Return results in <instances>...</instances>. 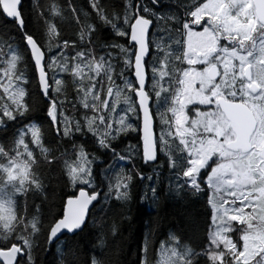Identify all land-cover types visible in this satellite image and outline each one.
<instances>
[{
  "label": "snow or ice",
  "instance_id": "obj_1",
  "mask_svg": "<svg viewBox=\"0 0 264 264\" xmlns=\"http://www.w3.org/2000/svg\"><path fill=\"white\" fill-rule=\"evenodd\" d=\"M87 2L68 0V37L41 6L0 0L15 30L0 31V131L12 137L0 144V264H44L53 249L58 264H105L66 242L97 227L98 204L130 200L134 181L143 200L164 180L206 198V243L169 233L155 248L150 229L135 264H264V0ZM40 163L74 189L62 212L45 206Z\"/></svg>",
  "mask_w": 264,
  "mask_h": 264
},
{
  "label": "trees",
  "instance_id": "obj_2",
  "mask_svg": "<svg viewBox=\"0 0 264 264\" xmlns=\"http://www.w3.org/2000/svg\"><path fill=\"white\" fill-rule=\"evenodd\" d=\"M175 3L176 0H173ZM183 3H192L193 0H182ZM41 7L37 11H48L52 17L51 23L56 24L62 35L72 37L75 33V22L72 14L67 10L68 0H25V7L31 9L33 4ZM72 3L82 11L88 10L87 0H72ZM58 6L63 10L65 15L63 18L56 16L50 9L52 6ZM44 24L42 20H34L30 25L33 31L43 30ZM0 31H15L9 23H4V18L0 17ZM107 29L99 32V42H103L104 37L108 34ZM19 39V37H17ZM2 91V90H0ZM156 110L153 104V111ZM163 110V107L162 109ZM35 115H38L36 113ZM135 120V117H133ZM156 133L161 130V122L159 113L155 118ZM135 126V125H134ZM131 144H135L136 132L131 133ZM12 139L11 132L5 133L0 131V144L8 142ZM51 136L45 138V146ZM36 155L39 156V149ZM42 161L43 157L39 156ZM143 162L136 160L135 168L140 169ZM131 165L127 161L121 162L118 167H114L110 173L109 179L104 182V190L107 191V184L111 182L115 184L116 178L120 172L125 174L129 171ZM145 175L151 174V169H144ZM42 176L45 186V197L47 198L46 207L56 205L53 210L62 212V204L69 197L74 189L64 187L63 180L58 182L59 171L49 167L46 163H40L39 170L36 173ZM168 173H164L167 176ZM145 184L148 182L145 181ZM157 195L152 198L151 192H148L147 198L141 200V196L145 193V188L138 181H134V186L130 190L131 199L127 202L116 200L112 197L107 202L98 204L93 210L97 227L92 228L91 232H85L81 236L70 239L66 242L73 248L78 250L81 258L96 255L98 259H102L105 264H135L139 250L143 244L144 237L149 234L151 229V246L158 248L159 243L164 241L169 233H175L180 236L182 241L195 251H201V245L206 243L207 232L209 229V213L210 209L206 203V198H195L187 192H181L177 195L175 184L170 186L167 180L156 185ZM76 194L78 190H75ZM32 203V197H29V204ZM35 203H40V198L35 199ZM117 226V232L113 235L110 231L111 225ZM159 225V227H157ZM102 226V227H101ZM103 239L101 245L100 240ZM65 243V241H62ZM53 254H42L44 264H58V257ZM70 258V257H66Z\"/></svg>",
  "mask_w": 264,
  "mask_h": 264
},
{
  "label": "water",
  "instance_id": "obj_3",
  "mask_svg": "<svg viewBox=\"0 0 264 264\" xmlns=\"http://www.w3.org/2000/svg\"><path fill=\"white\" fill-rule=\"evenodd\" d=\"M155 124H156V123H155V120H154V130H155V132H156V129H155ZM78 194H79V193H77V195H78Z\"/></svg>",
  "mask_w": 264,
  "mask_h": 264
},
{
  "label": "rangeland",
  "instance_id": "obj_4",
  "mask_svg": "<svg viewBox=\"0 0 264 264\" xmlns=\"http://www.w3.org/2000/svg\"><path fill=\"white\" fill-rule=\"evenodd\" d=\"M0 195H2V194H0Z\"/></svg>",
  "mask_w": 264,
  "mask_h": 264
}]
</instances>
